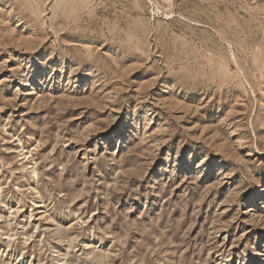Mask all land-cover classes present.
I'll return each instance as SVG.
<instances>
[{
  "label": "rangeland",
  "instance_id": "1",
  "mask_svg": "<svg viewBox=\"0 0 264 264\" xmlns=\"http://www.w3.org/2000/svg\"><path fill=\"white\" fill-rule=\"evenodd\" d=\"M0 264H264V0H0Z\"/></svg>",
  "mask_w": 264,
  "mask_h": 264
}]
</instances>
